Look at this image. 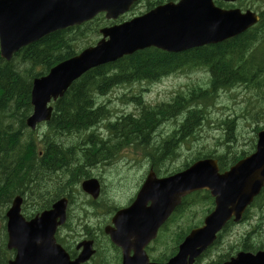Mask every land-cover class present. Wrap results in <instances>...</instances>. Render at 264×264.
Listing matches in <instances>:
<instances>
[{"label":"trees","instance_id":"16d2710c","mask_svg":"<svg viewBox=\"0 0 264 264\" xmlns=\"http://www.w3.org/2000/svg\"><path fill=\"white\" fill-rule=\"evenodd\" d=\"M153 6L154 2L148 1V8ZM260 15L256 26L217 44L180 54L148 48L87 71L52 103V116L46 123L47 137L39 149L33 141H25L26 137L31 138L25 119L31 112L32 79L81 48L94 44L92 35L107 22L99 15L90 22L56 31L23 47L10 61L0 59V234L6 203L12 196L27 195L24 201V205L30 206L25 209L27 215L48 208L61 190L65 192L68 185L88 177L92 164L110 159L122 147L147 157L150 166L162 175L202 157L216 158L220 168L225 169L247 155L248 151L234 150L238 121L249 120V125H255L254 132L264 127V10ZM195 69L207 73L206 82L190 87L189 91L178 90L166 102L149 105L139 99L135 105L144 108L136 117L131 113L116 116L109 105L100 101V97L111 94L114 88L130 86L143 79L158 81L162 75ZM233 89L244 91L243 105L234 116L212 119L208 108L217 104L219 92ZM167 122L173 125L171 131L166 134L157 131ZM206 127L222 132L215 148L195 149L180 168L171 169L172 162L181 154L180 148L185 146L189 150ZM100 129L101 133L106 130L110 137H116V141L100 140ZM69 137L73 138L70 143L64 142ZM217 147L222 151L217 152ZM74 159L76 169L70 170L69 164ZM56 180L61 185L59 192ZM201 197L212 202L202 193L186 197L168 225L194 207V203L202 201ZM257 201L263 203L264 198ZM194 225L189 224L168 237L169 251H175L178 242ZM261 226L256 224L251 229L262 232ZM243 245L242 249H248L247 243ZM259 248L264 249V244L249 250Z\"/></svg>","mask_w":264,"mask_h":264},{"label":"water","instance_id":"95a60500","mask_svg":"<svg viewBox=\"0 0 264 264\" xmlns=\"http://www.w3.org/2000/svg\"><path fill=\"white\" fill-rule=\"evenodd\" d=\"M137 0H0V56L10 60L21 47L56 30L80 25L99 13L117 19ZM258 20L250 12L215 8L212 0H180L167 3L129 20L103 27L101 38L69 59L53 66L47 74L32 81V113L26 124L34 127L48 120L51 100L62 96L71 83L91 68L106 64L147 47L176 52L235 36ZM264 185V130L258 133L256 150L228 171L218 172L217 162L206 158L183 171L157 178L151 171L133 203L116 212L113 227L105 232L123 250V264H192L215 239L225 223L241 218L246 206ZM82 189L96 198V179L82 182ZM200 189L210 191L215 207L201 227L192 229L166 263H149L143 250L160 225L186 194ZM150 202L149 205L147 203ZM21 198L16 197L6 212L7 246L15 249L9 264H82L94 252L91 241H84L79 255L70 260L56 243L54 233L65 220L67 200L26 220L20 214ZM135 253L129 256V250ZM222 264H264V251L239 252Z\"/></svg>","mask_w":264,"mask_h":264},{"label":"rangeland","instance_id":"374dc122","mask_svg":"<svg viewBox=\"0 0 264 264\" xmlns=\"http://www.w3.org/2000/svg\"><path fill=\"white\" fill-rule=\"evenodd\" d=\"M156 2L157 0H149ZM255 6V5H254ZM253 6V7H254ZM148 9V0H143L138 5L135 6L129 13L124 15L119 19L127 20L131 17L137 16L140 13ZM98 33L92 35V41L95 42L99 39ZM90 36V35H89ZM94 42V43H95ZM207 73L202 70H192L177 72L176 74L170 75L168 78L160 81L159 83L151 84L150 89L144 93L143 99L147 101L146 103L151 105L152 103H160L168 101L178 90L189 91L190 87L198 86L207 81ZM140 88L136 86H125L120 88H114L112 93L106 95L102 100L109 105L111 111H115L120 114L133 113L132 117L139 115L141 110L144 108L138 105L136 109L133 104H125L123 101L124 96L129 95L131 92L136 91ZM231 91H221L219 92L217 104L208 108L209 116L216 120L223 118L229 114L234 116L237 109L243 105L242 98L244 96V91L242 89ZM111 100V102L109 101ZM249 120H239L237 123L238 130L235 132V137L237 142L234 146V150L237 151H250L253 143L256 140V133L254 132L255 125H249ZM248 123V124H247ZM213 126V123L210 124ZM173 128V125L166 123L162 125L159 130L166 134ZM44 131V127L40 126L38 128V133ZM71 136V135H70ZM222 137V132L214 130V127L204 128L198 135V139L193 142L192 146H188L189 150H186L185 146L180 148V156L172 162L171 169L174 167L176 169L180 168V164L183 161L189 160L190 154L193 150L198 149L202 146L215 148L217 138ZM68 139V140H66ZM64 142H69L73 139L71 137L66 138ZM218 151L221 152V147H217ZM122 153L131 154L135 157L137 153L132 149H125ZM140 160L142 159L138 156ZM127 157L120 160L118 167L112 169H103L100 167H94L90 169L91 175H99L102 179L104 185V191L101 199L96 204H93V208L89 206L90 199L85 195L81 188L80 182L73 185H68L65 192H62L61 185L58 180L55 181L57 191L62 194H67L72 198V207L70 206L68 221L66 225L61 229L59 234L62 242L65 246L70 247V249H75L77 243L84 238L86 235L91 236L95 239V248L97 253L95 254L93 260L89 264H115V254L118 253L115 249L112 250V246L109 243L107 237L101 232V225L106 224L111 217V214L101 209L97 216H92L90 212L98 209L100 204H112V205H125L131 196L135 193V189L141 185L145 170L147 160L142 162L135 161L128 165ZM73 177V176H72ZM65 182V180H63ZM58 182V183H57ZM63 182V183H64ZM61 183V184H63ZM124 187H127L125 189ZM139 188V187H138ZM67 192V193H66ZM203 202L199 201L195 207H190L187 212L180 215L174 219L173 223H170L164 231V240L158 241L154 247L153 253L157 252L156 256H161L169 252L170 247L159 246L160 243H168V237L172 236L179 229H185L189 224H196L202 219L203 215L206 213V205L203 207ZM89 203V204H86ZM114 203V204H113ZM260 208H253L249 213V218L247 220L240 221L236 224H231L226 228V231L219 243L210 252L206 253L204 256L199 258L197 264H209L211 261L218 259L221 255L232 253L234 247H243L247 243L248 250L255 248L259 244H264V226L261 227L262 232L252 231L256 224H264V211L259 212ZM86 224V226H85ZM1 229V226H0ZM2 241L0 240V248ZM254 251V250H250Z\"/></svg>","mask_w":264,"mask_h":264},{"label":"flooded vegetation","instance_id":"af4514ba","mask_svg":"<svg viewBox=\"0 0 264 264\" xmlns=\"http://www.w3.org/2000/svg\"><path fill=\"white\" fill-rule=\"evenodd\" d=\"M168 1H177V0H168ZM254 1L258 2V0H235L233 2L216 1L215 4L218 7L222 8V9H225V10L239 9L241 12H245L246 10H252L251 8H253ZM152 249H153L152 243H150L149 245L146 246V252L149 255V257H151V250ZM71 253L73 255H75V254H77V250L75 252L72 251ZM233 253L236 254V252L232 251V253L230 252L228 254L221 255L220 258L217 261L214 260L213 262H215V261L219 262V260H221L220 262L225 261V260L229 259V257L232 256ZM151 259L153 260L152 257H151Z\"/></svg>","mask_w":264,"mask_h":264},{"label":"bare ground","instance_id":"6f19581e","mask_svg":"<svg viewBox=\"0 0 264 264\" xmlns=\"http://www.w3.org/2000/svg\"><path fill=\"white\" fill-rule=\"evenodd\" d=\"M133 101L138 103L139 102V98L138 97H134Z\"/></svg>","mask_w":264,"mask_h":264}]
</instances>
